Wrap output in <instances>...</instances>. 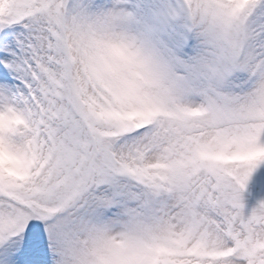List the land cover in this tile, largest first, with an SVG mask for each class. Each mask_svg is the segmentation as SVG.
<instances>
[{
  "label": "snow or ice",
  "instance_id": "1",
  "mask_svg": "<svg viewBox=\"0 0 264 264\" xmlns=\"http://www.w3.org/2000/svg\"><path fill=\"white\" fill-rule=\"evenodd\" d=\"M182 11L0 0V264H264V0Z\"/></svg>",
  "mask_w": 264,
  "mask_h": 264
},
{
  "label": "rangeland",
  "instance_id": "2",
  "mask_svg": "<svg viewBox=\"0 0 264 264\" xmlns=\"http://www.w3.org/2000/svg\"><path fill=\"white\" fill-rule=\"evenodd\" d=\"M125 2H126V0H125ZM139 5H148V0H141L139 2ZM170 6H172V4ZM144 7H146V8L150 7L151 8V5L150 6H144ZM154 7H155V4H152V8H154ZM160 7H162V6H160ZM131 9L132 8L129 7V10H131ZM145 12H147V11H145ZM166 13L167 12H164L163 8H159V11L154 12L153 15L152 14H145L144 17L140 20L141 21L140 27H145L148 24V22L154 21V23H156L160 18L161 19L159 22L166 21L170 16V14H169V16H166ZM176 39H177V37H176ZM188 54L191 55L192 52H189ZM251 188H252L253 193H256L257 191H259V189L255 186V184L251 185Z\"/></svg>",
  "mask_w": 264,
  "mask_h": 264
},
{
  "label": "bare ground",
  "instance_id": "3",
  "mask_svg": "<svg viewBox=\"0 0 264 264\" xmlns=\"http://www.w3.org/2000/svg\"><path fill=\"white\" fill-rule=\"evenodd\" d=\"M193 54V53H192Z\"/></svg>",
  "mask_w": 264,
  "mask_h": 264
}]
</instances>
